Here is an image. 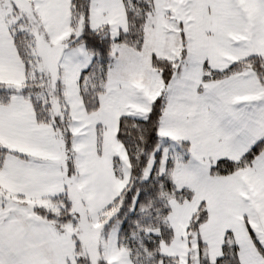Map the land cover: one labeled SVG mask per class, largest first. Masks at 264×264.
Listing matches in <instances>:
<instances>
[{
    "label": "snow or ice",
    "instance_id": "1",
    "mask_svg": "<svg viewBox=\"0 0 264 264\" xmlns=\"http://www.w3.org/2000/svg\"><path fill=\"white\" fill-rule=\"evenodd\" d=\"M0 264H264V0H0Z\"/></svg>",
    "mask_w": 264,
    "mask_h": 264
}]
</instances>
